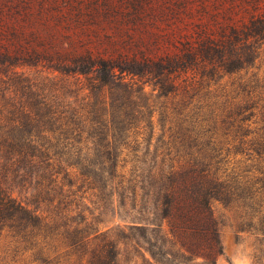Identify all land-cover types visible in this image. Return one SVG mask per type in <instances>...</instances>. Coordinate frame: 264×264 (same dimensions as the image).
Segmentation results:
<instances>
[{"label": "rangeland", "instance_id": "rangeland-1", "mask_svg": "<svg viewBox=\"0 0 264 264\" xmlns=\"http://www.w3.org/2000/svg\"><path fill=\"white\" fill-rule=\"evenodd\" d=\"M242 2L0 0V49L19 58L16 64L0 65L2 92L11 94L14 88L9 82L22 78L30 84L32 94L29 95L33 101L35 97L45 96L58 107L83 112L88 120L100 118L103 108L113 112V127L104 126L100 123L102 120L83 122L74 130L71 143L57 147L63 168L67 162L75 164L72 174L61 171L58 179L65 175L62 181L51 182L47 176L39 177L29 171L32 168H22L18 163L4 166L0 159V184L13 197L34 213L57 217L61 230L77 225L88 234L83 262L92 250L108 242L115 264H264L261 207L256 206L260 211H255L238 202L211 197V220L206 224L184 222L174 227L164 216L163 174L171 161L165 156L162 162L163 153L156 156L154 148L158 147V153L161 149L165 152V145L160 148L162 142L158 139H166L169 132L166 128L175 115L172 110L178 97L161 95L154 80L147 75H126L125 80L136 81L133 86L143 88L131 96L115 91L113 96L117 100L109 108L106 100H110V94L106 86L92 91L86 74L58 67L67 63L71 55L85 50L115 57L119 52L131 54L140 50L158 55L172 53L179 41L190 37L196 23L205 20L216 6ZM252 71L264 80V42ZM225 79L227 76L220 80ZM15 87L18 93L26 91ZM103 99L105 104L98 103ZM254 99L258 105L256 114L250 118V127L264 133V87ZM219 132L215 136L219 145L231 150L229 164L250 167L253 161L246 159L245 154L233 152L237 140ZM132 147L137 150H128ZM108 158L144 161L138 163L140 168L135 172L139 174V181L134 193L120 185V175L114 177L113 187H109L106 186L107 171L93 170L99 162L106 168ZM210 227L215 231L214 239L208 230ZM10 233L4 229L0 235V264H43L23 244L17 246ZM67 242L64 237L56 239L50 244V250L44 248L42 256L48 255L53 264H74L77 254H65ZM53 244L56 245L54 252ZM55 254L58 260H53Z\"/></svg>", "mask_w": 264, "mask_h": 264}, {"label": "trees", "instance_id": "trees-1", "mask_svg": "<svg viewBox=\"0 0 264 264\" xmlns=\"http://www.w3.org/2000/svg\"><path fill=\"white\" fill-rule=\"evenodd\" d=\"M243 1L216 6L205 20L196 23L190 37L179 41L172 53L158 55L140 50L131 54L119 52L115 57L94 55L85 50L58 65L68 72L86 74L92 91L106 86L110 94V100H106L109 108H113L117 100V96H113L115 91L131 96L143 88L133 86L136 81L125 80L126 75H147L154 80L161 95L178 97L172 110L175 115L166 128L169 131L166 139H158L162 142L160 148L165 145V152L161 149L158 153V147L154 148L156 156L163 153L162 162L165 156L171 161L163 174L166 184L162 208L174 227L184 222L206 224L210 221L211 197L238 202L255 211H260L261 207L264 211V133L250 127V118L256 114L258 105L254 98L264 87V80L252 71L264 42V0ZM16 56L0 49V65L18 63ZM224 76L227 79L221 81ZM9 83L14 88L11 94L6 95L0 89V159L4 166L18 163L22 168H32L29 171L39 177L47 176L51 182H57L61 171L65 175L74 172V162L62 167L57 147L71 143L78 126L100 120L104 126H114L113 112L109 108H103L100 118L88 120L83 112L58 107L45 96L35 97L33 101L26 79H12ZM15 86L27 92L18 93ZM98 103L105 104V99ZM217 131L237 140L233 152L245 154L246 159L253 161L250 167L229 164L231 150L219 145L215 137ZM139 162L144 161L108 158L106 168L99 162L93 170L107 171L106 186L109 187H113L114 177L120 175V185L134 193L139 181V174L135 173L140 168ZM65 175H61L59 181ZM4 229L11 232L17 246L23 244V248L31 250L43 264H53L48 255L42 256L43 250H50V244L60 237L68 241L65 254H77L74 264H115L108 242L92 250L83 262L88 234H84L82 227L76 225L61 230L57 217L34 213L0 184V235ZM208 230L214 239V229ZM53 246L54 252L56 245ZM57 256L55 254L53 260H58Z\"/></svg>", "mask_w": 264, "mask_h": 264}]
</instances>
